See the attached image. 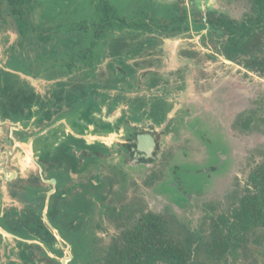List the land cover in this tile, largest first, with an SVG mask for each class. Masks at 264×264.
<instances>
[{
    "label": "flooded vegetation",
    "instance_id": "af4514ba",
    "mask_svg": "<svg viewBox=\"0 0 264 264\" xmlns=\"http://www.w3.org/2000/svg\"><path fill=\"white\" fill-rule=\"evenodd\" d=\"M108 1L117 8V16L125 20L120 27L105 28L96 36L91 25L95 15L92 19L84 17L87 29L74 23L72 29L58 27L63 32L88 33V39L84 45H67L58 61L40 63L50 70L42 77L49 82V92L45 83L44 88L40 87L43 93L19 88L20 95L14 94L16 77L40 78L36 71L13 68L26 65L29 68L31 62L26 60L16 63L18 60L10 59L5 65L0 64V186L6 184L12 199L11 203L0 206V264H62V259L65 264L89 261L96 244L83 223L93 220L95 208L100 209V214L107 213L106 207L120 213L129 203L120 204L117 209L106 201L116 193L125 194L122 191L128 179L137 180L148 173V179L152 178L154 166L164 155L163 142L183 130L204 134L203 123L194 117L192 110L199 104L195 99L181 98L184 95L181 87L185 84L183 69L175 67L176 64L165 67L153 59L157 57L153 55L157 44L152 37L193 32L201 42L206 35L216 36L219 57L239 64L221 52L224 37L218 30L210 29L208 24L196 28L197 18L184 2L177 3L186 8L188 30L170 33L158 23L151 22L152 30L132 25L134 21L148 19L140 12L136 16L122 15L119 2ZM170 6L158 18L167 20L162 14ZM206 11L202 16L204 21ZM150 16L154 18V14ZM10 19L13 20L2 12L0 25ZM38 26L32 32L35 36L40 27L53 30L52 26ZM126 29L128 36L135 33L137 37L124 39L113 35ZM51 30L46 31L49 38ZM144 34L147 36H138ZM101 42L103 45H99ZM170 52L172 55L174 50ZM180 53L184 54L183 60L198 54L189 49ZM59 54L50 58L56 59ZM167 133L171 135L166 136ZM214 143L213 140L207 144ZM217 156L210 159L215 163L220 159ZM216 165L206 167L205 179ZM85 245L89 248L87 253H80Z\"/></svg>",
    "mask_w": 264,
    "mask_h": 264
},
{
    "label": "rangeland",
    "instance_id": "374dc122",
    "mask_svg": "<svg viewBox=\"0 0 264 264\" xmlns=\"http://www.w3.org/2000/svg\"><path fill=\"white\" fill-rule=\"evenodd\" d=\"M116 1L119 2L122 15L129 17L139 15L141 8L153 11L151 14L158 17L167 6L181 2ZM184 4L190 10L193 9L196 18L203 16L206 10H214L240 19L249 10L250 0H194V7L190 5V1L184 0ZM93 15L95 10L92 0L91 3L87 0H36L30 17L35 24L53 27L49 40L44 43L34 33L22 37L10 19L0 25V64L5 65L10 59L18 60L16 63L26 60L31 62L29 68L27 65L13 68L30 73L36 71L38 77L42 78L50 70L44 69V64L40 63L58 61L67 45L87 43L88 33L63 32L58 27L62 25L66 30L69 27L72 29L73 23L74 26L83 24L85 16L92 19ZM128 31L129 29L117 31L113 35H121L124 39L137 37L135 33L128 36ZM162 35L164 34L152 37L157 44V49H153V55L157 57L153 59L159 60L165 67L176 64L175 67L183 69L185 84L181 87L184 90L181 98L197 101L199 106L192 110L194 117L203 123L202 129L205 131L201 134L189 129L170 136L167 142H163L164 155L154 166L152 178L148 179L147 172L148 174L137 177V180L128 179L122 191L125 194L120 196L116 193L115 197L106 201L107 205H114L117 209L120 204L128 203L130 208L123 207L119 213L106 207L107 213L103 214H100L98 207L95 208L93 220L90 219L88 224L86 220L83 225L91 231L93 242L98 245H106L126 225L133 223L138 216L135 214L136 208H139L138 213L142 209L161 214L185 238H192V243L202 242L212 218L237 202L247 187L249 172L264 160V75L222 60L216 50V36L210 38L206 35L201 43L193 32L165 38ZM138 36L141 38L147 35ZM261 38L264 40V32L261 33ZM187 49L197 51L198 54L183 60L184 54H179V51ZM171 50H174L173 57L169 55ZM56 53H60L58 58H50ZM126 53L127 51L124 55ZM134 57L137 58L138 55ZM56 73L61 76L60 72ZM45 83L48 86H44ZM14 84L16 86L13 85L12 92L16 95L21 93L19 88H49V82L38 80L35 85L32 79L24 80L20 76L15 78ZM162 95L166 96L164 92ZM78 102L76 99L75 103ZM247 116L250 117L249 127L243 128L241 122ZM213 140L215 143L208 146L207 143H213ZM210 156L220 159L214 163ZM206 159L210 160L204 163ZM211 164H217L216 169L207 172L205 179L206 167ZM174 170L176 175L172 180ZM190 190L194 191L190 193ZM235 264H264V231H257L256 236L250 234L248 248Z\"/></svg>",
    "mask_w": 264,
    "mask_h": 264
},
{
    "label": "trees",
    "instance_id": "16d2710c",
    "mask_svg": "<svg viewBox=\"0 0 264 264\" xmlns=\"http://www.w3.org/2000/svg\"><path fill=\"white\" fill-rule=\"evenodd\" d=\"M35 1L0 0V15L2 12L10 15L22 37L39 29L30 17ZM92 2L95 17L91 25L96 29V36L98 31L105 28L113 30L125 24V20L117 16V8L108 0ZM190 2L193 4L194 0ZM249 9L239 20L222 12L207 10L206 20L200 16L194 23L198 29L208 24L210 29L219 31L224 37L221 52L226 58L264 75L263 35L260 39L261 33L264 32V0H250ZM139 12L148 20L134 21L132 25L143 30H152L151 22L155 25L158 23V26L170 33L188 30L186 8L177 2L162 14L167 20L155 15L153 18L150 16L151 10L140 9ZM192 13L194 14L193 9ZM81 27L87 29V22L83 21ZM51 29L40 27L41 31L36 37L47 42L49 34H46V31ZM93 43L94 41L91 45ZM262 120L264 121V115ZM249 121L250 117L247 116L241 122V126L248 128ZM138 209H134L135 214H138L134 222L126 225L106 245L96 244L93 258L85 260L83 264H235L242 252L248 248L250 234L256 236L257 231H264V160L257 163L249 172L247 187L237 202L227 211L212 218L210 228L202 242L192 243V238H185L161 214L142 209L138 213ZM88 249L85 245L80 253H87Z\"/></svg>",
    "mask_w": 264,
    "mask_h": 264
},
{
    "label": "crops",
    "instance_id": "0c3cea01",
    "mask_svg": "<svg viewBox=\"0 0 264 264\" xmlns=\"http://www.w3.org/2000/svg\"><path fill=\"white\" fill-rule=\"evenodd\" d=\"M41 79H42V78H40V80H41ZM36 81H38V80H32L33 84L36 85ZM41 81L46 82L45 79H42ZM79 85H83V83H79ZM39 90H41V93H43V92H42L43 89H40V86H39ZM39 90H38V91H39ZM74 94H75V93H74ZM75 96H76V94H75ZM76 98H77V96H76ZM89 137H90V136H89ZM5 185H6V184H2V185L0 186V188L2 187V189H1V191H0V206L5 205L6 203H11V201H12V199L10 198V196H9L7 190H6Z\"/></svg>",
    "mask_w": 264,
    "mask_h": 264
},
{
    "label": "water",
    "instance_id": "95a60500",
    "mask_svg": "<svg viewBox=\"0 0 264 264\" xmlns=\"http://www.w3.org/2000/svg\"><path fill=\"white\" fill-rule=\"evenodd\" d=\"M33 137H31V139H32ZM54 181V180H53ZM45 217V216H44ZM45 220L47 221V219H46V217H45ZM47 223L49 224V226L55 231V233H56V230H55V228L53 227V226H51L50 225V223L47 221ZM56 236L58 237V238H60L59 237V235L56 233ZM62 264H65V261H64V259H62Z\"/></svg>",
    "mask_w": 264,
    "mask_h": 264
}]
</instances>
